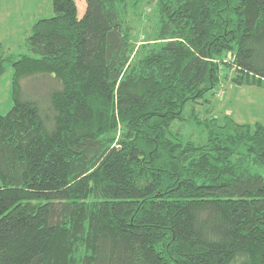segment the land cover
Here are the masks:
<instances>
[{
    "label": "trees",
    "instance_id": "1",
    "mask_svg": "<svg viewBox=\"0 0 264 264\" xmlns=\"http://www.w3.org/2000/svg\"><path fill=\"white\" fill-rule=\"evenodd\" d=\"M156 1L140 54L129 0L32 24L0 113V264H264V124L173 130L222 67L264 85V0Z\"/></svg>",
    "mask_w": 264,
    "mask_h": 264
},
{
    "label": "rangeland",
    "instance_id": "2",
    "mask_svg": "<svg viewBox=\"0 0 264 264\" xmlns=\"http://www.w3.org/2000/svg\"><path fill=\"white\" fill-rule=\"evenodd\" d=\"M78 14L82 16L86 0H76ZM156 0H129L128 19L133 27V40L137 54L142 46L153 42L156 30ZM53 15L52 0H0V42L5 71L0 75V113H6L13 104L12 61L19 53L29 52L26 38L38 18ZM150 37V38H148ZM137 50V49H136ZM236 72L222 67L221 84L207 94L206 99L187 103L185 120L173 123V130L184 139L202 141L206 138L205 119L231 116L240 123L264 124V85L238 84L233 80ZM27 85V84H26ZM30 89V85H27ZM208 99V100H207ZM264 172V168H256Z\"/></svg>",
    "mask_w": 264,
    "mask_h": 264
}]
</instances>
